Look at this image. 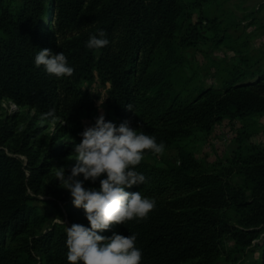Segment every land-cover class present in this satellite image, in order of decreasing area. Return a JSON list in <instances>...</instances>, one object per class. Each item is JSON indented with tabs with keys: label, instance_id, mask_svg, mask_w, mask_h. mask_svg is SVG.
I'll return each instance as SVG.
<instances>
[{
	"label": "trees",
	"instance_id": "trees-1",
	"mask_svg": "<svg viewBox=\"0 0 264 264\" xmlns=\"http://www.w3.org/2000/svg\"><path fill=\"white\" fill-rule=\"evenodd\" d=\"M212 1L0 0V108L4 100L27 108L0 113V264H69L68 225L50 222L37 202L51 203L64 217L62 201L70 226H90L55 174L101 110L106 121L119 126L128 120L165 148L226 118L264 115V67L233 73L220 88L187 72L186 51L203 38L202 27L217 31V44L229 45L223 20L205 11ZM98 30L109 44L88 49ZM45 48L65 54L71 77L57 79L34 66ZM51 109L58 117L53 132L47 131L51 122L40 123ZM246 137L244 131L220 169L201 164L187 149L166 167L143 159L136 171L147 183L125 190L154 198L156 208L145 221L98 234H135L141 264H219L224 254L231 256L228 240L242 254L231 264H264V145Z\"/></svg>",
	"mask_w": 264,
	"mask_h": 264
},
{
	"label": "clouds",
	"instance_id": "clouds-1",
	"mask_svg": "<svg viewBox=\"0 0 264 264\" xmlns=\"http://www.w3.org/2000/svg\"><path fill=\"white\" fill-rule=\"evenodd\" d=\"M106 32L98 30L86 43L88 49L99 51L109 44ZM34 66H43L45 72L57 79L71 77L74 68L61 51L40 49L34 57ZM127 110L132 111L129 104ZM55 109L40 116V123H56ZM63 125L66 122H62ZM80 143L74 146L75 164L70 166V175L65 167H59L56 178L71 196V203L83 209L89 222L88 227L74 223L66 230L67 260L69 264H141L143 253L137 247L135 234L124 236L113 232L111 236L98 234L110 230L113 225H124L127 221L142 222L156 208V200L143 196L140 191L128 192L126 188L144 185L147 177L136 167L146 152L163 155L165 145L157 143L154 136L131 126L125 120L117 126L106 121L101 114L93 126L86 127L80 134ZM83 176V180L79 179ZM102 176L106 178H101ZM99 180V188L84 186V181L93 184Z\"/></svg>",
	"mask_w": 264,
	"mask_h": 264
},
{
	"label": "rangeland",
	"instance_id": "rangeland-1",
	"mask_svg": "<svg viewBox=\"0 0 264 264\" xmlns=\"http://www.w3.org/2000/svg\"><path fill=\"white\" fill-rule=\"evenodd\" d=\"M205 11L209 16H218L223 20L222 26L227 29L224 35H229L230 38L227 39L229 45L223 41L217 44L214 41L217 31L208 26L202 27L203 38L197 46L189 47L186 51L187 72L197 83L220 88L233 73L248 68L264 67V0H214ZM198 15L196 11L194 21L197 20ZM26 109L18 107L10 100H4L1 103L0 113L3 116L13 115L16 111L25 114ZM55 128L56 123H51L47 131L53 132ZM244 131L247 134L246 142L264 145V115L226 118L215 124L208 133L198 131L180 140L177 146L165 148L163 155L151 154L144 159L154 165L166 167L170 164H178L180 149H187L201 164L210 169H220L229 165L234 151L238 148V137ZM69 139L68 137L66 140ZM69 156L65 158L62 167L75 164L74 160L67 159ZM233 179L235 182H241L237 174H234ZM95 183H99V180ZM58 202L64 217L49 202L39 201L37 204L49 216L50 222L66 223L69 227L66 204L62 201ZM226 250L231 256L227 258L224 254L219 264H231L232 260L242 255L241 252L236 251L233 240L226 241Z\"/></svg>",
	"mask_w": 264,
	"mask_h": 264
},
{
	"label": "built area",
	"instance_id": "built-area-1",
	"mask_svg": "<svg viewBox=\"0 0 264 264\" xmlns=\"http://www.w3.org/2000/svg\"><path fill=\"white\" fill-rule=\"evenodd\" d=\"M16 105V104H15Z\"/></svg>",
	"mask_w": 264,
	"mask_h": 264
}]
</instances>
